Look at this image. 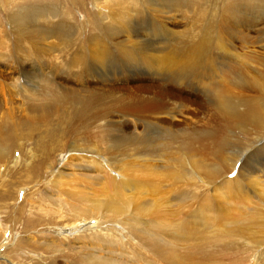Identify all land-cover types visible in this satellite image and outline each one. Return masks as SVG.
<instances>
[{
	"label": "bare ground",
	"instance_id": "6f19581e",
	"mask_svg": "<svg viewBox=\"0 0 264 264\" xmlns=\"http://www.w3.org/2000/svg\"><path fill=\"white\" fill-rule=\"evenodd\" d=\"M9 4L16 10L5 15L8 29L0 22V64L28 57L29 49L19 42V35L26 36L34 46V65H49L39 69L34 85L48 100H35V115L15 120L2 137L0 199L13 193L17 198L31 183L34 190L23 194V200L31 199L29 210L24 204L18 209L20 222L25 216L33 229L25 223L11 245L16 230L1 226L0 260L22 264L27 245L38 250L31 264H193L199 255L230 264L227 245L213 238L222 214L264 205V39L248 34L264 31L257 28L264 1ZM73 10L84 21L78 23ZM233 41L263 53L238 54ZM172 67L173 73L165 70ZM117 70L142 75L137 77L161 90L152 96L153 88L132 89L125 121L106 115L115 105L111 90L75 93L57 82L107 85L118 79ZM17 82L11 83L14 93H24ZM172 87L197 96L201 104L190 105L202 116L186 121L183 104L168 111L161 98ZM21 139L31 143L30 151ZM163 179L174 183L159 185ZM100 212H107L105 222ZM5 218L12 220L7 213ZM32 231L41 242L24 239ZM197 242L208 251L201 252ZM244 253L242 261L264 260V253L250 247Z\"/></svg>",
	"mask_w": 264,
	"mask_h": 264
},
{
	"label": "rangeland",
	"instance_id": "374dc122",
	"mask_svg": "<svg viewBox=\"0 0 264 264\" xmlns=\"http://www.w3.org/2000/svg\"><path fill=\"white\" fill-rule=\"evenodd\" d=\"M2 2H0V22H1L3 27L8 29L9 26L6 23V16L5 15H7L9 10L12 11L11 9H14V5H13V7L11 6V8L9 9V5H10L9 3H11V2L15 3L16 2L20 6H25V5H30L32 2H34V0H12L10 2H8L7 0L6 1L2 0ZM5 2L6 3L8 2L7 6H6ZM92 8H93V5L91 3H88L86 5V9L88 11H92L94 9V8L93 9ZM14 10H16V9H14ZM73 11H72L73 15L75 14L74 18L76 19V21L78 23L84 21V17L81 14H78V12L75 10H73ZM80 11L83 13V11L81 9H80ZM257 28L258 29H261V28L264 29V19L261 22L260 26H258ZM21 31H23V30H21ZM175 32L180 33L181 28L175 27ZM248 34L251 36H256V37L258 36L259 38L262 37L264 39V31L263 30L260 32H257V30L256 31L250 30L248 32ZM24 37H26V36L19 35V42L21 44V47L25 45L29 49V52H28L29 58L26 55L23 56L21 54L18 60H14V57L13 58L8 57L6 59L7 62H5V65L0 64V145L4 143L3 138H5L6 134L10 130V128L14 125L15 120L17 122L20 119L24 120L27 117L35 115L34 106L32 107V105L34 103H36L35 100H41L42 101L44 98L48 100V97H44L42 95L41 88H36L34 86L35 82H37L36 78L38 77L40 70H45L46 66H42L40 61H37L38 64L34 65V56H33L34 55V51H33L34 46H31V44H27L26 40H28V38H26V40H25ZM11 40H13V38H11ZM172 44L175 46V44L173 42H172ZM232 44L235 45L234 51L238 54H244V52L250 53L251 50H257L258 51V49H254V48L253 49L250 48L249 50H247L239 42L233 41ZM30 49L32 51H30ZM184 51L186 52L187 49L184 48ZM258 52H260V51H258ZM260 53H263V52H260ZM48 66L49 65H47V69H48ZM117 68L119 69L120 67H117ZM175 69H176V67H172V69L171 68H165V70H167L168 72L171 71L172 73ZM117 73L119 75V76H117L118 79L109 83L110 85L107 84V85L98 86V84L92 83V82L77 85L73 82L66 81L65 79H59L57 82L59 84H61L62 86H65V87L73 90V92L75 91V93L78 92L79 90H81V91H84V90H88V91H90V90H99V91L111 90L112 91V98H113V101L115 102L114 109L111 111H108L107 112L108 114H106V113H104V114H106L107 116H115V117L125 121V120H127L125 118V115H126V112L128 109L129 93L132 89H140V88L145 87V86L149 87V88H153V93L151 94L152 96H154V94L161 93V90H159L157 88V83L150 81L148 78H145L146 80L148 79L147 80L148 82H147L144 79H141V77H137V76H142V75L122 73L119 70H117ZM16 75H18V76H16ZM134 75H136V76H134ZM129 78H131V79H129ZM15 80L18 81L17 83L19 84V87L21 89L25 88L24 93L23 92L14 93L13 88H11V83H13ZM73 92H71V93L73 94ZM164 93H165V98H161L164 102L163 103L161 102V103L167 105L168 111L170 110V112H172L173 110H175L177 104H183L187 108V112H186L185 117H184V118H186V116H187V118H186L187 120L185 119L186 121L194 122L195 121L194 119L197 116L198 117L196 118V120L202 116V114H201L202 111L200 108H198L197 106H194V105H190L191 104L190 102H194L197 105L201 104V100L197 96L191 95L187 91L181 92L178 90L177 87L168 88ZM69 95H71V94H69ZM73 96H75V95H73ZM79 97H80V95H79ZM179 99H186L188 102L184 104V103L180 102ZM148 106L154 107L153 105H149V104H148ZM157 106H155V107H157ZM194 108L196 109V112H192ZM197 112H200V113H197ZM145 114H147V113L145 112ZM196 114H197V116H196ZM170 126H171V129L173 131L177 130V127H176L177 122L173 121L170 124ZM124 131L126 134L131 133V131H129L126 127H124ZM240 138L242 139V137H240ZM19 142L21 145L24 146V148L27 152L30 151V149L32 148L31 143L27 140L21 139ZM18 153H21L20 149H18L16 151V153L14 154L15 159L19 158L18 156H20V155ZM175 155L178 156V153H175ZM10 157H11V155H10ZM58 157H59V159H58ZM58 157H57V162L61 161L60 155ZM243 161H244V158H240L238 160V162L236 163L235 169L233 171V174L231 175V179L237 175L236 172L239 170L241 163H243ZM8 165H9V163L6 164V166H8ZM194 176H196V172H194ZM163 180L166 182L163 183L161 181L162 183H160L159 185H162V184L171 185V183L173 182V181L171 182V181L165 180V179H163ZM168 181L171 183L169 184ZM165 185H162V186H165ZM26 189L28 191L34 190V184L31 183L27 187L23 188L22 192L20 191V193L17 195V198H15L16 195H15V193H13L10 197H7L6 199H2V198H1L2 200L0 199V227L6 225V226H8V227L10 226L14 230H16V235L13 236L12 241H11V245L14 244V242L16 241V238L21 233L23 226H25L26 225L25 223H27L26 218H24L25 216L24 217L22 216L23 218H21V222H20V220H19L20 216L18 215V209L20 206H23V204L25 205L24 207H25L26 211L29 210V201H31V199L29 201L23 200V194L26 193ZM198 190H203V188L198 189ZM6 213L8 216L10 215L12 220L5 218ZM71 214H73V213H71ZM99 215L101 216L102 221L105 222L107 220V217H106L107 212H100ZM222 215H224V218L222 220H219L220 222L216 225L215 231L213 232V234H214L213 238L219 236L220 237L219 241H221L223 244L225 243L227 245L226 247L229 250V254H230V260H229L230 264H252L253 261L255 260L254 257L250 258L249 260H245V261L243 260L242 261L241 256H247V253L243 254V251H246V249H248L249 247L251 249H253L254 252L264 253V205H262L258 209L247 210L246 208L245 209L241 208L238 212H236L234 214L229 215L228 213H223ZM182 217L185 220L187 219L184 215ZM14 218L16 220H14ZM94 221L91 220L90 225H94ZM88 224H89V222H88ZM27 225H28V223H27ZM27 227L33 229L32 225L31 226L28 225ZM195 227H197V226H195ZM201 227L202 226L198 225V228H201ZM198 230H200V229H198ZM204 230L207 231V230H211V229L209 227H205ZM21 234H23V232ZM53 234L55 235V238L58 240V242L60 239H62V237H58L57 232H55ZM0 235H1V232H0ZM10 237H11V234L9 232H8V234H5V237L3 238L2 243L3 244L7 243L8 239ZM23 237H24V239L30 240L34 243L35 238H34V232L33 231L29 234L23 235ZM35 241L41 242L42 240L41 239H38V240L35 239ZM197 243L201 247V249H200L201 252L204 253V252L208 251V245H206L204 243H200V242H197ZM26 248L27 249L24 250L22 257H21L22 264H31L32 262H29L28 259H35L36 253L38 250H36L34 247H30L27 245H26ZM27 250H30L31 252H28ZM25 257H27V258L23 259ZM244 262H246V263H244ZM259 262H260V264H264V260H259ZM0 264H9V263L7 260L1 259ZM57 264H64V263L59 261V263H57ZM193 264H217V263L209 262L207 257H205L204 255H199L195 258Z\"/></svg>",
	"mask_w": 264,
	"mask_h": 264
}]
</instances>
